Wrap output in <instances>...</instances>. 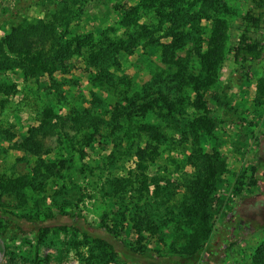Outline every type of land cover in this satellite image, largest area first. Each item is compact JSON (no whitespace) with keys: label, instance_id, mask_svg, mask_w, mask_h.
<instances>
[{"label":"rangeland","instance_id":"rangeland-1","mask_svg":"<svg viewBox=\"0 0 264 264\" xmlns=\"http://www.w3.org/2000/svg\"><path fill=\"white\" fill-rule=\"evenodd\" d=\"M176 1L167 7L179 9L172 24L156 12L157 1L146 0L136 14L146 27L141 29L121 26L113 10L141 0H0V39L25 18L50 21L65 8L76 18L65 35L78 39L65 69L50 76L0 74V177L32 178V185L19 193L0 190V208L28 216L61 208L80 213L92 227L124 213L131 228L124 240L132 244L139 237L153 255L172 254L183 250L195 231L192 209L207 192L212 233L228 226L232 215L256 227L244 228L246 239L225 262L249 264L264 241V196L257 194L251 178V167L264 163V100L256 94L264 76V29L262 60L237 72L229 48L237 42L250 0ZM17 3L22 9L11 17ZM217 27L226 33L223 49L208 61ZM176 38L180 48L169 61L179 64L167 70L161 45ZM120 42L131 49L122 47L118 65L107 67L112 82L101 84L100 61L97 66L89 57ZM176 74L177 79L188 77L190 85L172 80ZM161 97L176 104L170 119L159 116L165 112L163 101L131 120L116 111L118 104L127 107L134 101L137 107ZM46 108L54 113L51 126L37 130ZM225 111L232 120L217 123ZM146 123L160 126L165 135L160 155L147 169L150 193L140 191L136 182L135 153L149 142L139 127ZM210 156L224 158L226 169L214 174L206 168ZM157 185L159 196L152 192ZM25 231L12 232L0 221V264H104L96 246L71 230L38 234L29 225ZM140 263L154 264L151 259Z\"/></svg>","mask_w":264,"mask_h":264},{"label":"trees","instance_id":"trees-1","mask_svg":"<svg viewBox=\"0 0 264 264\" xmlns=\"http://www.w3.org/2000/svg\"><path fill=\"white\" fill-rule=\"evenodd\" d=\"M154 1L158 2L156 12L160 18L168 20L171 18L172 24L176 23L174 19L176 16L175 13L179 9L167 11V7H174L177 1L150 0V2ZM145 2L146 0H141L139 5L130 8L115 6L113 10L120 18L119 24L127 28L139 27L145 29V26L139 25L136 16L137 12L140 11L139 9L145 6ZM21 9L22 5L18 3L14 4L11 7L9 15L14 17ZM65 9L55 15L50 21L28 20L25 18L19 25L11 28L10 32L0 39V74L7 71H17L25 77L38 78L50 76L54 72L65 69V61L70 59L73 54L71 50L72 45L75 41H78L77 38L76 40L70 41L65 35L67 28L72 24V20L76 19L75 17H71ZM263 29L264 0H250L249 8L243 15L238 26L239 35L237 42L229 48L237 72H243L247 66H251L262 60L263 49L260 32ZM174 30V34H171L172 38L177 36V31L176 29ZM213 34V48L207 53L209 54L207 56L208 61L210 58L211 60H215L219 53H221L226 35L225 30L220 28L215 29ZM85 38L89 37L87 36ZM80 39L81 42L84 41L83 38ZM180 43V38H176L169 45H161L163 63L166 64V59L168 61L169 59L173 60L175 56L173 52L180 48ZM129 46L125 42L112 44L100 49L97 54L89 57L91 62L93 61L97 66L100 61L99 67L101 68H99L100 73L98 74V78H100L101 84H104L103 82L105 84L112 82L110 79L112 76L108 72L107 67L111 66L109 64L110 62L112 65H118V57L122 54V47L126 48L129 52L131 49ZM167 64V70H173V66L179 64V61L174 59V61H169ZM208 67L212 70L215 65L212 62L209 63ZM94 78H97V76ZM178 78H180L179 74ZM171 79L178 80V84L180 85H190V80H187L188 77L177 79L176 74V79L174 77H171ZM113 88L117 90L116 85ZM256 94L257 99L264 100V76H261L257 81ZM162 97L161 100L157 98L152 102H145L137 107L134 101H129L127 107H121L118 104L116 111L119 115H123L131 120L133 115L144 117L150 113L158 102L163 101L166 106L165 112L159 116L165 120L170 119L171 114H174L173 108L176 104L168 101V99H162ZM161 112L163 111L161 110ZM53 118L54 113L52 109L46 108L42 113L40 125L37 127V130H44L50 127ZM216 120L217 123H225L227 120L232 119L227 111H225V118ZM216 122L215 120H211L209 124L211 127H215ZM139 131L148 136L149 142L144 147H139L135 153L138 171L136 182L139 185L140 191L150 193L151 186L148 181L147 169L149 164L154 162L160 155L159 146L164 140L165 135L160 126L148 123L142 124L139 127ZM207 158L206 168L208 167L214 174L226 169V161L224 158H215L214 156ZM251 178L254 182L253 188L257 191V194L264 196V163L261 162L251 167ZM212 182L214 181L212 180ZM31 185L32 178L30 179L27 175L7 179L0 177V190L4 193H19ZM214 185V183L210 185L209 193L215 189ZM152 192L155 196L161 195L159 185ZM208 196L209 194L206 192L201 197L199 204L192 209V212L195 214L196 228L188 239L186 246L183 250L172 254L160 253L153 255L147 250L146 244H143L142 239L139 237L134 239L132 244L124 240L123 235L131 236V228L126 223L124 213H117L113 218L104 217L100 220L97 227H92L91 225H87L85 218L80 213L61 208L52 213H45L43 216L21 215L15 211L0 208V221L5 223L8 230L19 234H26L25 229L29 225L38 234L42 232L66 233L71 230L75 234L81 235L85 242L92 243L96 246L99 250L100 257L104 260V264L112 261L122 262L123 264H125V261H130L133 264H141L140 262L145 259H151L154 264H226L227 256L236 251L238 245L246 239L249 232H246L244 228L250 227L255 229L256 227H252L248 220H241L237 216L232 215L228 220V226L223 225L215 233H212L211 221L213 217ZM128 228L130 232L126 230ZM249 264H264V241L250 256Z\"/></svg>","mask_w":264,"mask_h":264}]
</instances>
